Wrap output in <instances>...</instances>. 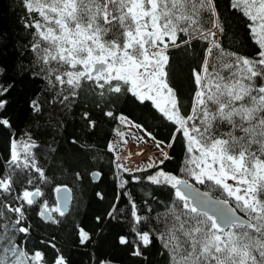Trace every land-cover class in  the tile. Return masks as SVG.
Listing matches in <instances>:
<instances>
[{
  "label": "snow or ice",
  "instance_id": "snow-or-ice-1",
  "mask_svg": "<svg viewBox=\"0 0 264 264\" xmlns=\"http://www.w3.org/2000/svg\"><path fill=\"white\" fill-rule=\"evenodd\" d=\"M20 3L25 10L24 27L31 30L27 51L32 54V74L48 86L44 104L66 110L85 87L100 99L130 92L141 102L152 101L173 124L169 148L178 138L185 141L187 155L181 171L189 179L161 167L172 159L163 151L162 159L148 165L156 169L153 175L131 176L134 182L143 179L170 185L178 201L151 219L138 214L133 202V226L127 235L118 237L119 244L127 247L131 256L144 258L154 243H160L168 264H264V0H228V7L248 20L245 27L256 45L249 56L223 48L220 36L228 25L217 0ZM193 39H203L209 46L198 68L191 69L196 87L192 109L185 114L174 87L169 51L186 47ZM11 88L0 84V127L9 130L12 120L6 114L9 101L4 96ZM29 106L33 112L43 111L41 100L32 99ZM104 115L113 117L114 113L109 110ZM82 119L88 122L85 127L95 128L96 121L89 112H83ZM116 119L124 122L128 117L121 114ZM72 143L81 151L87 148L75 139ZM159 143L163 142H158V147ZM38 147L30 134L26 143L10 138L7 164L11 170L7 175L0 171V191L14 200H26L28 205L41 194L40 189H24L22 196H15L13 185L33 170L34 175L23 177L27 184L47 180L32 151ZM76 175L79 177V173ZM92 175L99 178L102 174ZM197 183L207 185L209 192L201 193L195 187ZM212 189L222 193L224 199H210ZM61 190L56 188L57 192ZM63 190L67 192V186ZM0 209V264H69L62 254L48 261L42 251H28L23 239L17 242L18 234L26 237L30 231V226H25L23 204L14 207L0 200ZM5 212L13 213L14 219ZM114 212L115 205L108 215ZM153 221L159 229L150 226ZM79 235L81 244L91 239L83 228Z\"/></svg>",
  "mask_w": 264,
  "mask_h": 264
},
{
  "label": "trees",
  "instance_id": "trees-1",
  "mask_svg": "<svg viewBox=\"0 0 264 264\" xmlns=\"http://www.w3.org/2000/svg\"><path fill=\"white\" fill-rule=\"evenodd\" d=\"M217 3L218 10L228 25L226 33L220 36L225 51L244 56L253 54L256 45L245 27L248 20L240 12L230 9L228 0H217ZM24 17L25 10L20 0H0V69H3L0 72V84L12 85L4 96L9 101L6 114L11 117L12 128L9 130L0 127V171L7 175L11 170L7 164L10 138L26 143L27 134H30L35 144L39 145L32 151L45 169L47 177L46 181L36 180L29 185L23 177L34 175L33 170L25 172L13 185L15 196H22L24 189H40L41 194L32 205H28L26 200H14L12 196L0 191V200L5 204L14 207L23 204L26 209L25 226H30V231L26 237L18 234L17 242L20 243L23 239L28 251H42L48 261H52L59 253L66 257L69 264H99L102 260L120 264H168L167 254L160 243H154L144 258L133 257L127 247L119 244L118 237L131 231L134 220L131 215L133 202L138 214L147 215L151 219L178 201L175 190L170 185H155L143 179L139 182L132 181V175H153L156 169L138 166L133 169L124 166L118 168L120 162L115 158L110 143L116 132L126 129L116 119L121 114L142 125L165 144H168L173 135V124L155 109L152 101L141 102L130 92L117 96L106 95L100 99L85 87L79 99L66 110L44 104L43 101L48 99V86L43 79L32 74V54L27 51L31 30L24 27ZM208 46V42L203 39H193L188 46L169 51L174 69V87L178 90L182 112L185 114L192 109L196 87L191 69L198 68ZM32 99L41 100V113L31 110L29 101ZM109 110L113 111V117L104 115ZM85 111L96 121L94 129L85 127L88 123L82 119ZM73 139L81 146L86 145V150L81 151L80 147L72 143ZM168 155L172 159L166 160L161 167L181 179H189L181 171L187 155L183 138H178L169 148ZM21 157L23 158L22 152ZM96 172L102 175L95 178L92 174ZM125 180L128 181L126 184ZM63 185L72 190V202L69 210L61 216L62 211H57L56 208L55 191ZM197 185L209 192L207 185ZM210 193L224 198L216 189H212ZM44 201L46 207L51 209L52 216L49 219L41 215L40 204ZM113 205L117 212L109 216ZM5 215L14 219L13 213L5 212ZM97 217L100 219L97 220ZM150 226L157 229L160 227L154 221ZM81 228L91 237L84 244L80 243Z\"/></svg>",
  "mask_w": 264,
  "mask_h": 264
},
{
  "label": "rangeland",
  "instance_id": "rangeland-1",
  "mask_svg": "<svg viewBox=\"0 0 264 264\" xmlns=\"http://www.w3.org/2000/svg\"><path fill=\"white\" fill-rule=\"evenodd\" d=\"M121 123L126 128L125 131L116 132L110 143V148L114 152L115 158H118V156H120L122 152H124L120 151L125 147L126 151L129 148V152H131V158H133L132 162H130V165L134 168L137 166L143 168L148 167L150 163H156L159 159H162V151L168 154L169 147L167 146V144H165L164 142L159 143L158 147V142L162 141L157 139L153 135H151L150 137L147 134L149 133V131H147L144 127L137 126L140 125L139 123H136L129 117L127 121ZM152 137H154L155 139H153ZM124 159L122 160L121 164L126 168L132 169L133 167L129 165V167L125 166L126 164L124 163ZM229 183H232V181H229ZM28 191L33 192L34 190Z\"/></svg>",
  "mask_w": 264,
  "mask_h": 264
},
{
  "label": "water",
  "instance_id": "water-1",
  "mask_svg": "<svg viewBox=\"0 0 264 264\" xmlns=\"http://www.w3.org/2000/svg\"><path fill=\"white\" fill-rule=\"evenodd\" d=\"M95 178H97V177H95ZM189 183H194V182H192L191 180H189ZM63 186H67V185H63ZM63 186H60L62 188L61 191H59V192L55 191V195H56V199H57V206H56V208L59 209L62 212H66L67 210H69V208L71 206V202H72V190L69 188V186H67V192H65L63 190ZM195 187L197 189H199V191L201 193L208 192V191L204 190L203 188H201L197 184H195ZM33 192H35V191H33ZM188 194L189 195L192 194L190 190H189ZM66 195H67V200H65V196ZM39 196L34 197V200L38 199ZM209 198L210 199H224L222 197H216V196H214L211 193H210ZM40 209H41V212L43 213V216H44L45 219L51 218V216H52L51 210L49 208H47V207L45 208V201L40 204ZM112 264H120V263L113 262L112 261Z\"/></svg>",
  "mask_w": 264,
  "mask_h": 264
},
{
  "label": "built area",
  "instance_id": "built-area-1",
  "mask_svg": "<svg viewBox=\"0 0 264 264\" xmlns=\"http://www.w3.org/2000/svg\"><path fill=\"white\" fill-rule=\"evenodd\" d=\"M125 149H126V147L123 150H121V151L119 150L120 152H122V151H124V152H122V154L120 156H118V160H119V162L121 164L122 160L125 158L124 159V163L126 164L125 166L129 167V166H131L130 162H132L133 158H131V152H129V148L127 149V151ZM120 152H118V153H120ZM131 167H133V166H131Z\"/></svg>",
  "mask_w": 264,
  "mask_h": 264
}]
</instances>
